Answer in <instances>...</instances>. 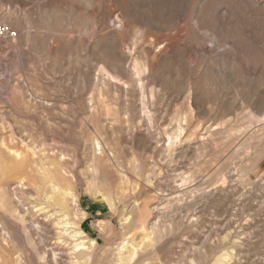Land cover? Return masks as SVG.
I'll return each instance as SVG.
<instances>
[{
	"label": "rangeland",
	"instance_id": "rangeland-1",
	"mask_svg": "<svg viewBox=\"0 0 264 264\" xmlns=\"http://www.w3.org/2000/svg\"><path fill=\"white\" fill-rule=\"evenodd\" d=\"M0 264H264V0H0Z\"/></svg>",
	"mask_w": 264,
	"mask_h": 264
},
{
	"label": "bare ground",
	"instance_id": "bare-ground-1",
	"mask_svg": "<svg viewBox=\"0 0 264 264\" xmlns=\"http://www.w3.org/2000/svg\"><path fill=\"white\" fill-rule=\"evenodd\" d=\"M130 254H131V253H130ZM135 256H136V255H135ZM129 260H130V259H129ZM129 260H128V261H129ZM131 260H132V258H131Z\"/></svg>",
	"mask_w": 264,
	"mask_h": 264
}]
</instances>
